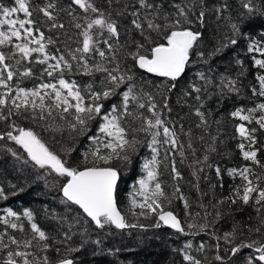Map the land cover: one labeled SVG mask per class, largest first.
I'll return each instance as SVG.
<instances>
[{"label":"snow or ice","instance_id":"1","mask_svg":"<svg viewBox=\"0 0 264 264\" xmlns=\"http://www.w3.org/2000/svg\"><path fill=\"white\" fill-rule=\"evenodd\" d=\"M114 2L115 0H106L109 5ZM73 5L82 11V15L75 14ZM241 6L249 14L259 13L264 16V0H261L259 7L254 0H241ZM129 7L132 8L130 31L138 33L140 39L133 37L121 42V25L96 0H71L67 14L71 17V27L77 30L75 39L68 34L65 24L59 22L58 13L65 9L58 8L54 0H48L43 6H33L32 0H14V6L0 3V122H6L7 128L11 129L0 132V140L14 141L40 169L47 168L60 177L67 178V182L61 187L63 196L72 204L78 205L98 228L114 225L121 230L145 226L130 223L118 208V181L121 174L112 166V161L130 162L131 155L137 151L138 146L146 144L151 149L152 156L144 161L143 170L146 175L139 180V188L132 194L128 211L135 217L148 218L154 215L157 218L154 227H160V222H163V225L185 233L181 220L173 211L166 210L165 205L170 206L173 199H178L188 209V199L179 184L174 185L171 193L166 192L160 177L163 175L161 167L167 168L165 161H170L173 180L182 179L181 173L175 167L174 156L178 151L182 158L185 157V142L180 140L181 134L188 137L187 147L192 148V131L189 129L185 133L183 125L177 131L175 122L164 117L166 112L172 111L168 105V93L176 89L175 82L184 74L192 51L203 36L201 31H194L191 25L199 23L204 26V0H184L183 3L171 4L167 0H131V3L123 5V11L118 15L127 13ZM168 7L174 8L175 12H170ZM196 7L200 10L194 21L190 13ZM227 7L224 3L213 10L219 18ZM34 11L42 14L50 30H64L67 40L64 42L63 51L57 48L55 53L49 52V45H54L56 41L36 27L38 21L33 19ZM230 27L233 35L226 37L228 43L220 44L214 51L238 43L236 37L242 33L236 23H231ZM8 46L11 47L5 52L3 48ZM248 51L264 56V44L251 43ZM198 55L203 57L204 53L199 52ZM128 60H131V65L127 64ZM254 62L260 69H264V59H255ZM237 63L242 64L239 60ZM31 64L44 65L42 74L51 78L49 82H42L32 89L14 84L17 77L34 75L32 67L29 66ZM134 69L143 70L169 82L154 85L161 98L159 103L156 95L144 90L145 82ZM72 73L93 77L96 73H101L103 76L99 86L95 85L94 79L82 85L75 79L65 78L66 74ZM199 79L204 82L203 91H207L213 83L202 72L199 73ZM257 80L259 89L253 87L252 92L264 97V75H259ZM237 85L238 79L226 76L220 79L221 91L227 87L228 91L239 93L240 88ZM190 87L197 93V101H200L201 87L194 84ZM121 88L125 90L119 93L122 97L120 105L105 109L102 101L116 95ZM183 94L188 96L191 92L186 90ZM140 110H146L150 115H145ZM195 115L200 117L197 127L206 129L208 121L205 113L197 108ZM231 116L241 121L235 126L241 138L237 147L243 160L251 164L224 169L228 177L240 180L239 184L234 185L233 194L226 199L233 204L239 200L244 205L251 203L254 207L259 206L256 210L260 212L264 209V160L259 155L261 150L255 148V133L264 130V102L252 108L240 107ZM13 117L30 119L33 122L43 121L41 126L46 130L62 132L67 128L77 135L86 133L89 122L100 117L103 123L99 125V132L102 135L90 137L93 148L83 154L84 167L81 168L63 159L36 131L21 127ZM253 123L258 128L248 127ZM140 134H144L145 139H138ZM215 139L216 137L212 138L209 151L216 150ZM74 150L64 147L60 149L66 154ZM8 151L14 157L17 156L15 151ZM207 159L208 156L205 155L204 162ZM27 162L29 161H25ZM209 167H215L217 176L222 179L220 166ZM0 199H7L3 187H0ZM136 209L139 211H135ZM22 215L31 222L30 231L21 222V215L11 209H7L6 215L0 217V223L5 226L4 231L0 232V253L3 254L0 256V264H75L70 256L79 249L68 248L66 254L58 255L53 260L48 255L52 249L50 241L53 238L34 222L32 211L25 210ZM196 215L199 216V213ZM219 216L220 213L217 212L216 217ZM261 222L264 223V217ZM187 227L205 231L210 225L193 222L188 223ZM8 229L16 230L21 235L17 237L9 234ZM255 231L259 232L260 229L256 228ZM240 234L243 235V232ZM65 236L70 239L67 234ZM223 239L233 244L230 249L232 256L245 248L254 249L258 255L249 256L247 264H264V239L250 242L241 240L236 244V226L232 232L225 233ZM190 247L188 244L182 250L183 259L188 264H202L200 259L188 253L187 249ZM203 247L202 244L200 248ZM55 251L60 253L59 248ZM215 258L223 259L219 255Z\"/></svg>","mask_w":264,"mask_h":264},{"label":"trees","instance_id":"2","mask_svg":"<svg viewBox=\"0 0 264 264\" xmlns=\"http://www.w3.org/2000/svg\"><path fill=\"white\" fill-rule=\"evenodd\" d=\"M47 2L48 0H32L33 6H43ZM54 2L57 3L58 8L65 9L58 13L59 22L65 24L68 34L75 39L77 30L71 27V17L67 14L71 0H54ZM183 2L184 0H167L168 4ZM0 3L5 6H14V0H0ZM96 3L102 9L111 12L113 18L118 20L121 25V42L133 37L137 40L140 39L138 33L130 31L132 8L129 7L128 12L124 15H118L123 11V5L131 3V0H115L111 5L106 3V0H96ZM224 3L228 7L222 11L218 18L213 8ZM254 3L258 7L261 6V0H254ZM72 9L76 15H82V11L77 6L73 5ZM204 9L206 11L204 26L202 27L199 23L191 25L194 31H201L203 36L198 41V46L193 49L184 74L175 82L176 89L168 93V105L172 111L171 113L166 112L164 117L175 122L177 131H179L180 125H183L185 133L189 129L192 131V148L187 147L188 137L181 134L180 140L185 142L183 149L185 157L182 158L178 151L174 156L175 167L181 173L182 179L173 180L170 161H165V164H168L167 168L161 167L163 175L160 177L166 192L171 193L174 185L179 184L181 191L188 199L190 205L188 209H185L183 202L178 199H173L170 206L165 205L166 210L173 211L181 219L185 226V233L174 232L162 225L154 227L157 220L154 215H150L148 218L135 217L128 211L132 194L138 190L139 180L146 175L143 170L144 161L152 156L151 149L146 144L138 146L137 151L131 155L130 162L112 161V166L119 170L121 179L124 181L123 184L120 183L121 186L119 184L118 188L119 208L130 223L145 226L144 228L138 226L119 231L113 225H106L103 229L95 227L76 206L62 197L61 187L67 182V178L60 177L47 168L40 169L29 160L27 154L14 141L0 140V187L4 188L7 196V199H0V217L6 215L7 209H11L21 215V222L24 223L25 229L30 231L31 222L27 221L22 213L25 210L32 211L34 222L53 238L50 241L52 249L48 252L53 260L58 255L66 254V249L71 248L79 249V251H73L70 256L74 259L75 264H188L183 259L182 251L188 244L191 245L187 249L188 253L200 259L202 264H247L249 256L258 255L254 249L245 248L232 256L230 249L233 244L223 239L224 234L232 232L234 226H236V244H239L241 240L250 242L264 239V223L261 222L264 217V209L257 212L256 208L259 206L254 207L251 203L244 205L239 200L234 204L228 201L226 198L233 194L232 189L234 185L240 183V180L228 177L224 169L251 164V162L243 160L237 147L241 138L236 132L235 126L241 121L232 117L231 113L240 107L252 108L264 102V97L254 95L252 92L253 87L259 89L257 77L264 75V69H260L254 60L264 59V56L258 52L248 51V46L251 43L264 44V16L259 13L249 14L242 8L241 0H204ZM168 10L175 12V9L171 7H168ZM199 10L200 8L196 7L190 13L194 21ZM33 19L38 21L36 27L56 41L54 45H49V52L55 53L57 48L63 51L64 42L67 40L64 30H50V26L42 14H37L35 11ZM231 23H236L242 33L236 37L238 43L228 45L220 51H214L220 44H227L226 37L233 35ZM10 47H5L3 50L7 52ZM199 52H203L204 56L200 57ZM238 60L242 64L237 63ZM127 64L131 65V60H128ZM29 66L32 67L34 75L32 77H17L13 81L14 84L32 89L42 82H49L51 78L42 74L44 65L31 64ZM134 70L139 77L143 78L144 90L151 91L156 95V100L159 103L161 98L154 85L169 82L164 78L147 74L143 70ZM201 72L210 77L213 82L207 91H203L204 82L199 79ZM102 76L101 73H96L94 77L72 73L66 74L65 78L75 79L82 85L90 83L94 79L95 85L99 86ZM222 76L238 79L239 93L230 92L227 87L221 91L220 79ZM193 84L202 89L199 94L200 101H197V93L190 87ZM124 90L121 88L116 95L102 101L105 109H110L112 105L119 106L122 101L119 93ZM186 90L191 92V95L185 96L183 93ZM197 108L205 113L208 121L206 129L197 127L200 124V117L195 115ZM140 111L145 115H150L146 110ZM12 119L21 127L36 131L53 151H57L73 166L81 168L84 167L83 154L93 148L90 137L102 135L99 132V125L103 123L100 117L90 121L87 132L79 135L67 128L62 132L46 130L41 126L43 121L33 122L30 119L25 120L19 117ZM248 127L258 128V125L253 123ZM8 130L11 129L7 128L6 122H0V132ZM255 135L257 138L255 148L261 150L259 155L264 160V130H258ZM200 137L203 139L201 140ZM213 137H216L214 142L216 150L209 151L208 147L213 143ZM137 138L145 139V136L140 134ZM61 147L74 148L75 150L66 154L60 151ZM8 149L15 151L17 156L14 157ZM205 155L208 156L206 162H204ZM25 161L29 162L25 163ZM196 161L201 163H196ZM209 165L220 166L222 179L217 176L215 167H209ZM253 168L258 171L255 166ZM194 172L196 175H193ZM138 199L140 198L138 197ZM222 200L224 203H220ZM72 209L77 212L73 213ZM67 211H71L73 214L69 215ZM135 211L138 212L139 209ZM217 212L220 213L218 218L216 217ZM197 213L199 216L196 215ZM193 222L198 225L209 224L210 227L205 231H199L198 228L189 229L187 224ZM256 228H259L260 231L256 232ZM4 229L5 226L0 223V232H3ZM248 229H252V231ZM146 230L154 231L159 238L157 243H153L155 246L151 251L150 248L146 250L144 245L138 248L142 244H138V239L141 238V233ZM7 231L17 237L21 235L13 229ZM241 232L243 235L240 234ZM65 234L70 239H67ZM107 241L120 242L121 249L124 251L105 247ZM202 244L204 247L201 249ZM56 248L60 249L59 254L56 253ZM147 251L149 253H146ZM2 255L0 253V256ZM217 255L223 259L217 260L215 258Z\"/></svg>","mask_w":264,"mask_h":264},{"label":"rangeland","instance_id":"3","mask_svg":"<svg viewBox=\"0 0 264 264\" xmlns=\"http://www.w3.org/2000/svg\"><path fill=\"white\" fill-rule=\"evenodd\" d=\"M125 180H127V178H125ZM120 183L123 184L124 181L122 179H120ZM120 184V186H121ZM73 213H76L77 211L75 209H72ZM71 211H67V214L71 215L73 214ZM66 220V218H65ZM74 223V222H73ZM141 238L138 239V244H141L140 246H138V248H141L142 245L146 246V250L147 248H150V251L152 249H154L153 247L155 245H153V243H157L158 242V237L156 236L154 231H150V230H146L144 232L141 233ZM105 247H112L113 249H120L121 251H124L121 249V244L120 242H112V241H107L105 243ZM146 253H149V251H147Z\"/></svg>","mask_w":264,"mask_h":264},{"label":"water","instance_id":"4","mask_svg":"<svg viewBox=\"0 0 264 264\" xmlns=\"http://www.w3.org/2000/svg\"><path fill=\"white\" fill-rule=\"evenodd\" d=\"M119 171V170H118ZM121 174V173H120ZM120 179H121V175H120ZM120 179H119V181H118V188H119V184H120ZM61 195H62V197L67 201V199L63 196V193H62V191H61ZM67 202H69V201H67ZM70 204H72L71 202H69ZM118 204V203H117ZM72 205H74V204H72ZM74 206H76L82 213H83V211H82V209H80L79 208V206L78 205H74ZM118 208H119V206H118ZM84 214V216L87 218V219H89L94 225H95V223L91 220V218L90 217H87V215L85 214V213H83ZM175 214V213H174ZM176 215V214H175ZM178 217V216H177ZM179 218V217H178ZM180 219V218H179ZM181 220V219H180ZM161 223V225L162 226H164V227H166V228H168V229H170V230H172V231H174V232H177L175 229H172V228H170V227H168V226H166V225H163V222H160ZM181 223H182V221H181ZM96 226V225H95ZM114 226V225H113ZM97 227V226H96ZM115 227V226H114ZM118 230H120V231H122L121 229H118ZM124 230V229H123ZM177 233H179V232H177Z\"/></svg>","mask_w":264,"mask_h":264}]
</instances>
